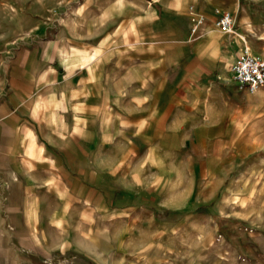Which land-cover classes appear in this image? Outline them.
Returning a JSON list of instances; mask_svg holds the SVG:
<instances>
[{"label":"crops","instance_id":"1","mask_svg":"<svg viewBox=\"0 0 264 264\" xmlns=\"http://www.w3.org/2000/svg\"><path fill=\"white\" fill-rule=\"evenodd\" d=\"M189 7L190 37L155 41L147 8L129 40L92 42L90 22L2 60L0 264H264V202L220 186L264 147V87L231 69L264 58V0L165 5Z\"/></svg>","mask_w":264,"mask_h":264},{"label":"rangeland","instance_id":"2","mask_svg":"<svg viewBox=\"0 0 264 264\" xmlns=\"http://www.w3.org/2000/svg\"><path fill=\"white\" fill-rule=\"evenodd\" d=\"M165 5L166 0H0V71L2 60L21 44L67 39L74 33L81 38L90 22L92 42L99 32L106 34L107 42L129 40L125 31H130L129 25L135 19L139 20L140 32L146 33L147 25L142 21L147 8L153 13L152 27L148 26L155 41L169 33L173 36L180 27H186L190 37L192 19L196 17L189 14L193 7L186 14L169 11ZM234 169V177L224 179L220 186L234 184L231 201L236 207L242 208L247 202L251 208L259 207L264 202V147L258 148L252 160L236 162ZM248 188L250 193L246 194Z\"/></svg>","mask_w":264,"mask_h":264},{"label":"built area","instance_id":"3","mask_svg":"<svg viewBox=\"0 0 264 264\" xmlns=\"http://www.w3.org/2000/svg\"><path fill=\"white\" fill-rule=\"evenodd\" d=\"M195 16L192 19L191 34L196 33L204 22L203 15L196 14ZM215 25L222 31L231 32L234 29V18L230 12L220 11L215 19ZM231 69L234 80L250 92L264 87V58L245 52L237 58Z\"/></svg>","mask_w":264,"mask_h":264}]
</instances>
